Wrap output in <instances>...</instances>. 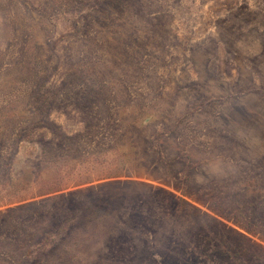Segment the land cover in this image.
<instances>
[{"label":"rangeland","instance_id":"rangeland-1","mask_svg":"<svg viewBox=\"0 0 264 264\" xmlns=\"http://www.w3.org/2000/svg\"><path fill=\"white\" fill-rule=\"evenodd\" d=\"M0 264H264V0H0Z\"/></svg>","mask_w":264,"mask_h":264}]
</instances>
